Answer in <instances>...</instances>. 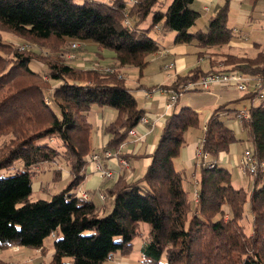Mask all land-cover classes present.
I'll list each match as a JSON object with an SVG mask.
<instances>
[{"label": "trees", "instance_id": "16d2710c", "mask_svg": "<svg viewBox=\"0 0 264 264\" xmlns=\"http://www.w3.org/2000/svg\"><path fill=\"white\" fill-rule=\"evenodd\" d=\"M194 5L195 0H0V249H40L54 237L49 264H106L116 255L129 256L142 224L148 223L149 238L137 264H264V100L255 102L264 89V50L256 56L211 57L210 70L197 66L171 85L159 86L180 92L207 72L232 70L262 80L244 97L250 101L249 119L241 120L258 164L249 175L250 189L236 187L231 169L219 161L238 141L223 119L237 116L236 100L216 108L206 123L199 176L192 182L195 196H190L185 168L178 170L175 160L200 116L177 100L144 175L130 181L120 175L103 193L104 202L113 198L110 209L91 194L88 200L77 196L94 149L93 108L118 111L105 127L112 136L102 153L119 155L129 131L145 116L117 69L132 65L142 74L147 57L159 49L153 29L160 25L175 32V43L206 50L233 39L230 0L217 6L204 28L192 32L201 16ZM4 32L41 49L14 45ZM70 40H91L99 51H113L116 71L69 64L63 54ZM33 61L44 71L32 67ZM62 165L70 172L66 186L48 199H32L34 167L49 166L58 180ZM0 264L10 263L0 258Z\"/></svg>", "mask_w": 264, "mask_h": 264}, {"label": "crops", "instance_id": "0c3cea01", "mask_svg": "<svg viewBox=\"0 0 264 264\" xmlns=\"http://www.w3.org/2000/svg\"><path fill=\"white\" fill-rule=\"evenodd\" d=\"M164 1L167 2L168 0ZM224 2L225 0H195L194 6L201 11L200 18L204 19L203 24L198 26L199 18L191 31L195 32L204 28L217 6L224 4ZM229 26L234 33L231 42L206 50L198 47L195 43H175V32L165 30L159 25L151 32L152 37L159 44V49L147 57L149 63L142 74L136 66L126 65L118 67L117 70L123 75L126 85L135 94L139 107L145 110L147 122L140 123L136 127L137 137L129 136L125 143L121 145L119 155L106 157L102 152L112 135L105 131V127L117 118L118 111L111 107L95 106L93 108L90 115L94 127L92 134L93 151H101V161L105 169L118 173L115 179H106L99 174L98 170L96 171L94 166H88L87 177L82 187L92 195L96 203L110 209L113 205V198L108 196L104 202L100 199V193H106L107 189L117 181L119 175H124L130 181L139 179L146 172L151 162L150 154L154 151L166 119L172 111V108H168L171 91L159 86L171 85L178 76L188 74L197 66H200L204 71L210 70L212 67L211 57L222 59L225 54L256 56L260 51L264 50V0H230ZM81 51L82 46L76 59L84 63L88 59H85ZM200 51L206 52L204 55L199 56ZM100 53H102L100 59L109 65L107 67H116L118 65L115 53L107 50H102ZM83 63L80 65L85 68L106 69L101 63L90 66H86ZM171 63H174V65L171 66ZM257 83L258 79L250 78L247 92L239 91L232 86L216 84L209 90H187L179 97L177 103L179 107L192 108L199 113L200 118L203 120L199 128L202 133L201 137L198 138L199 134L190 133V130L187 131L186 143L181 149L180 156L175 160L178 170L185 168V181H187L188 177H191L192 182H196L198 179L199 175L196 174L198 150L206 123L213 111L224 103L236 100H240L239 103L232 106H236L239 112L241 110L247 111L250 101L244 97L257 87ZM261 100H264V90L255 102L258 103ZM223 119L225 124L234 130L238 141L231 144L227 152L221 153L219 161L231 171L235 169L241 177L240 180L243 179L242 177L246 178V181L242 180L239 184H236L232 179L236 187L250 189L252 187V178L249 175L242 174L238 164L241 162L245 150L247 148L253 149V147L248 140L243 123L237 116L226 115ZM189 133L190 135H188ZM196 137L199 140L196 141ZM123 155H127L128 158L126 159V156L124 157ZM122 159L127 161V166L122 165ZM61 168L60 179L68 181L70 179L68 167L62 165ZM47 170H50V168ZM42 173L40 171L39 173L37 172L33 178V194L42 191L46 192L41 189L42 179L40 178ZM195 185L192 184L193 188H195ZM194 194L193 196H195ZM45 248L44 245L43 248L27 251L22 263L27 259L28 254H40L38 252L44 254ZM48 251H53V247ZM115 257L116 260L119 259L117 264H129L128 256L116 255ZM106 264L113 263L109 261Z\"/></svg>", "mask_w": 264, "mask_h": 264}, {"label": "rangeland", "instance_id": "374dc122", "mask_svg": "<svg viewBox=\"0 0 264 264\" xmlns=\"http://www.w3.org/2000/svg\"><path fill=\"white\" fill-rule=\"evenodd\" d=\"M76 1L82 2V0H76ZM203 19L204 18H202V17L199 19L198 26L203 24ZM3 36H4V38L7 41L12 42L14 45H20L21 48H22V46H25V47H31V48L37 49V50L41 49L36 43L31 44L28 41H26L24 39H21V38H18V37L14 36L11 33L4 32ZM70 41L71 42L74 41V42H77V43L81 44V46H82V51L81 52H83V54H84L83 56L85 57V59H88V61H85L84 63L81 60L77 61V59H76L78 57L77 54H79V50H80L78 48L76 50H73V53L76 54L75 58L68 59L67 56H65L63 54L64 58L67 59V62L69 64H71L73 66H76V67L84 68L80 64L83 63L86 66H90V65H93V64L97 65L98 63H101L102 66H104L106 68H109V67H107V66H109L108 64H106L105 62L101 61L100 58H101V54L102 53H100V51L98 49V45L94 41H91V40H88V41L70 40ZM107 51H111V50H107ZM43 52H44V54H49L48 50H44ZM68 52H71V50H69ZM31 66L34 67V68L40 69V70H41V67H43V69L41 70L42 72L45 69V67L41 63H38L36 61H33L31 63ZM128 84H130V83H128ZM202 121L203 120L200 118L199 127H192V128L189 129L190 131L188 130L190 133L192 132L194 134H199L198 138L201 137V135H202V133H201V131L199 129L201 127L202 123H203ZM190 133L188 135H190ZM198 138L196 137L195 140L196 141L199 140ZM1 141H3V138L1 139ZM93 153H94V151H92L88 155V162H89V165L94 166L95 169H96L95 162H93L91 160L92 156H93ZM34 169L38 173H39V171L41 173L43 172L42 176L40 178V179H42L41 189H44L46 192H44V191L36 192V193H34L32 195V199H35V200L36 199H40V198L48 199V198H50L51 194L60 191L68 183L67 180L62 179V178L61 179L59 178L58 180H56L55 179V174L53 173V170H51V169H50L51 171L47 170V169H49V166L48 167L45 166L44 169H41V166H36V167H34ZM108 170H110V169H108ZM96 171H97V169H96ZM110 171L113 173V177H104L101 174L100 171H98V172H99V174H101L102 177H104L106 179H115V177L117 176L118 173H116L113 170H110ZM196 174L199 175V170H196ZM240 178L241 177L238 174V172L235 169H233V171H232V179L235 181L236 184H239V182L242 181V180L246 181L245 177H242L243 178L242 180H240ZM191 182H192L191 177H188L187 181L184 182V185H185L186 189L189 191L190 196H193L194 189H193V186H192ZM80 188H82L83 190L87 191L82 186ZM100 195H101V193H100ZM244 224L247 227H249L248 223L244 222ZM149 231H150V225L148 223H143L142 227H141L140 235L134 240V249H133L132 253L127 258L128 261H129V264H137L142 259V247L145 244L146 240L149 238ZM53 241H54V237L47 238L46 241H45V247L46 248H45L44 254L41 253V252H38L40 254H36V253L30 254V255L28 254V257H27V259H25L24 263H22V262L24 260V257H26L27 251L31 250L29 248L19 247V249H15L18 246H12V247H10L9 249H6V250L0 249V257L3 260L9 262L10 264H20V263H22V264H49L50 257L52 255L53 251H48V250L53 247ZM118 261H119V259L116 260V257H115L114 260H111L110 262H112L113 264H117V263H119Z\"/></svg>", "mask_w": 264, "mask_h": 264}, {"label": "built area", "instance_id": "2783aa9c", "mask_svg": "<svg viewBox=\"0 0 264 264\" xmlns=\"http://www.w3.org/2000/svg\"><path fill=\"white\" fill-rule=\"evenodd\" d=\"M24 47L25 46H22V48ZM79 47H80L79 43L73 42L69 47V50H71V52H66L64 53V55L67 56L68 59L75 58L76 54L73 53V50H76ZM173 65L174 63H171V66ZM105 70L108 72L116 71V69L113 67L106 68ZM119 77L122 78L123 75L119 73ZM249 79L250 78L246 76L240 70L207 72L206 74L202 75L199 79L191 80L185 83L180 92L171 90V96H170V101L168 103V108L173 107V105L176 103L179 97L183 94V92L187 90H209L213 85H216V84H224V85L232 86L238 89L239 91L247 92L249 90ZM260 85H262V80L259 79L257 86H260ZM237 118L239 120H248L249 114L246 110H241L237 114ZM144 122H147L146 116H143L140 121V123H144ZM129 136L137 137L136 127L132 128L129 131ZM201 154L202 152H201V149L199 148L198 155H201ZM104 155L106 157H113V156H117L118 154L112 152L111 150H106L104 151ZM91 160L95 162L96 169L100 171L104 177H113V173L110 170L104 168L102 161H101V154L99 152L94 151ZM122 165L123 166L128 165L125 159H122ZM257 166L258 164L254 157L253 149L247 148L244 152V156L241 162L238 164L239 170L244 175L255 174L257 170ZM261 166L264 168V162L262 163ZM77 196L84 200H88L90 198V194L80 187L77 190ZM105 198H106L105 195L101 193L100 199L104 201ZM15 249H19V247Z\"/></svg>", "mask_w": 264, "mask_h": 264}]
</instances>
